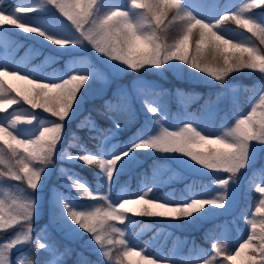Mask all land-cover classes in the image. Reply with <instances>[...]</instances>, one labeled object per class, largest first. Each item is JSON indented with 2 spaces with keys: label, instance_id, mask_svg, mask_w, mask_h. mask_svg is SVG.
I'll list each match as a JSON object with an SVG mask.
<instances>
[{
  "label": "snow or ice",
  "instance_id": "6c2138e0",
  "mask_svg": "<svg viewBox=\"0 0 264 264\" xmlns=\"http://www.w3.org/2000/svg\"><path fill=\"white\" fill-rule=\"evenodd\" d=\"M105 3L106 0H34L11 10L0 7V233L17 229L6 240H0V264H26L22 256L13 258V252L24 245L29 246L28 255L32 257L27 264H65L63 257L69 250L61 251L51 233L44 229L40 235H33L37 202L31 193L41 186L46 170L57 157L66 122L80 112L92 85L98 80L106 83L108 78L103 68L86 62H73L66 73L54 77L25 71L11 63V42L7 38L10 29L6 26L42 37L57 49L82 48L87 42L101 63L117 72L173 69L178 67L172 62H180L204 74L203 78L219 82L243 70L256 71L264 77V47L256 43L258 40L259 45H264V0H239L224 6L217 0H125L124 4L112 3L107 8ZM197 7L209 10L212 18H201L194 11ZM254 9L262 11L257 13ZM41 12H51L54 22L46 24L31 15L38 17ZM57 12L70 24L60 20ZM227 21H233L251 36H229L223 28ZM173 27L176 35L169 43V30ZM9 77L23 85L14 86ZM116 97L115 104L106 102V109L131 113L125 93L118 91ZM21 102L29 107L24 108ZM142 103L160 125L158 131L146 124L126 146L107 156L83 146L76 154L67 149L61 153V160L80 161L104 174V190L100 191L61 169L79 197L104 203L78 206L60 194L53 222L70 221L75 226L73 231L91 234L96 251L110 264H132L127 258L134 254L144 264H159V257L150 251L145 255V249L130 242L125 237L126 229L118 225L131 222L130 215L195 223L212 214L214 208L229 206V199L235 203L242 170L252 169L249 191L260 194L253 215L262 218L259 223L248 220L249 231L234 247L223 243L222 237L216 238L211 252L199 264H264V164L258 172L259 182L255 168L264 159V85L258 96L250 100L249 110L226 123L221 132L207 131L194 120L170 130L160 124L162 102L144 98ZM17 104H21L20 111L8 112ZM35 110L55 119L42 120ZM112 123V129L95 128L94 124L93 129L106 140L123 127L116 119ZM148 151L177 154L172 158L181 163L187 157L202 169L228 175L214 181V188L174 201L150 195L159 188L154 174L141 192L119 196L113 202L109 191L118 175L136 153ZM9 181L26 183L31 192L10 185Z\"/></svg>",
  "mask_w": 264,
  "mask_h": 264
},
{
  "label": "rangeland",
  "instance_id": "374dc122",
  "mask_svg": "<svg viewBox=\"0 0 264 264\" xmlns=\"http://www.w3.org/2000/svg\"><path fill=\"white\" fill-rule=\"evenodd\" d=\"M32 2H34V0H13V2L10 5H5V2L3 0V2L0 3V7L11 10L13 7L19 6L22 3H32ZM217 2L221 6H224L230 3L239 2V0H217ZM112 3L124 4L125 0H106L104 7L107 8L109 4ZM194 11L197 15L201 16V18H209V19L212 18L210 11L207 9L197 7L194 9ZM253 11L259 13L260 11H262V9H254ZM31 15L33 17L40 19L46 24H51L54 22L51 12H41L38 17L36 16L35 13ZM56 15L59 17L60 20H63L66 24H70V22L66 21V19L63 16H61L58 12L56 13ZM6 27L10 29L7 38L11 42L10 47L8 49L9 54L11 56V63L20 65L25 69V71L32 70L35 72V74L40 76L54 77L66 73L69 70V67L73 64V62H86V63L95 64L96 66L103 68L108 73L107 82L105 83L103 80H98L96 83H94L91 89L89 90V95L83 101L80 112L77 115H75L73 118H71L68 122H66L63 139L60 145H58L57 157L54 159L53 164L50 165L49 168L46 170L44 178L41 181V186L38 187L35 193H31V195L36 199L37 202V215L34 220L40 221L41 218H44L46 224H51L54 227V230L56 231L58 236H60L62 239H65L68 243L75 242V244L68 246L70 250V254H74L75 252L83 250L87 247H89L90 250L94 251L96 250L97 246L94 244V242H92L91 234L85 231H81L79 233L73 231L75 226L71 225L70 221L67 222V224H65L60 220H56L55 222H53L54 216H56L58 212V206H57L58 195L63 194L65 195L66 198H71V201L78 206H87V205H95L98 203L100 204L104 203L103 201L83 199L79 197L76 194L75 190L72 188L71 184L69 183L67 175L61 172L62 168L69 170L70 175L74 176L76 179L85 182L91 189L99 190L98 188L100 187L98 185L99 182H97L96 187L91 186L86 179H82L79 168L77 169L72 166V165H78V166L84 165L82 162L59 159V156L64 151V149H67L66 145H64L66 134L74 129L79 130L82 128L81 119L85 118L83 115L84 112L87 109L92 108V105L90 103L93 100L103 97H109L113 99L111 97L112 95H116L118 91H123V93H125L127 97L128 104L135 107L136 111L145 121V125L146 124L150 125L155 130L158 131L160 125H157L155 123V119L153 118V115L147 112L145 105L142 103V100L144 98H147L148 100L153 101L154 103H161V102L163 103V100H161L160 97H156V96L150 97L147 91L153 93H157V92L164 93L168 91L170 93L169 95L173 97H177L178 99H182V97H186L192 100L198 99L203 94L207 95L208 92L218 91V95L224 96L225 98L228 99L229 101L228 103H230L233 100L238 99V96L240 94L244 82L255 79H261L263 82H260V85H264V77H262V75L256 71L243 70L241 72H235L230 74L224 82H219V81H214L211 78H203L204 74L194 72V70L190 69L187 65L181 64L180 62H172L178 67L173 69H167L165 67V70L147 68L146 70L141 69L139 72H135L132 70L117 72L111 69L110 66L101 63V61L98 58V54L95 53V51L92 49L90 45L87 44V42L85 43V46L82 48H73L67 50L57 49V46L49 45L48 42L44 41L42 37H37L35 36V34L23 32L21 29L15 28L13 26H6ZM84 27L87 28L88 25L86 24L84 25ZM223 28L225 29V31L228 33L229 36H235L238 39H243L246 36H248L246 33H243L240 30L231 28L229 26H223ZM78 34L79 33H77V35ZM175 35L176 34L174 33L173 34L169 33V43L172 42V38ZM253 39L255 38L253 37ZM256 43L258 46L264 47V45H259L258 40H256ZM39 53H41V55L39 57H35ZM60 59L63 61V64L56 65L53 68L44 69L45 64ZM7 79L14 86L19 87L23 85V82L17 81L13 78L9 77ZM85 87H87V84L85 85ZM163 97L166 98L168 97V95L166 96L165 94H163ZM254 97L255 96L253 95L251 99ZM21 104H23V102H21ZM23 107L28 108V106L25 105H23ZM249 107H250V103H249ZM249 107L244 112H247L249 110ZM14 110L20 111L21 110L20 104L12 105L8 109V112H12ZM35 111L40 113V119L42 120L55 119L54 117H51L50 114L44 113L42 110H35ZM161 117L162 119L160 121V124H162L164 127H169L170 130H178V128L182 126L184 122H186V121L180 122L176 120L174 122L169 121L167 114L163 111V109L161 112ZM234 119L232 121H234ZM232 121H230V123ZM224 125L225 124H220L216 128H213V130L211 131L221 132L224 130L223 127ZM27 127H32V126H27ZM112 136L113 135L109 136L108 139L106 140L103 139V144L100 147L99 152L102 151L103 155L105 156L114 153L117 149H120V146L116 142L107 144V142L110 141ZM197 150L199 151L202 149L198 148ZM90 151L96 152L93 150ZM149 153L152 154L158 152L149 151ZM158 154H162L167 158V160L164 162L165 164H158V165L154 164L153 167H150L149 169L147 165L141 167L139 174V176L141 177L140 178L141 186L139 190L130 189V186L128 184L130 180L127 184H125L126 181L124 183L121 182L118 185L114 183L109 191L110 199L113 202H115L119 196L131 195L141 192L146 183L152 182L154 174H155L156 182L158 183L159 187H162L163 185L174 184L176 182L179 183L183 181V179L186 177H191L192 180L197 179L196 178L197 176L202 177L204 179L207 178L206 180H204L205 184L199 186L198 190H196L195 192L188 191L187 198H189L191 194L203 193L209 188H214L215 187L214 181L221 178H225L228 175L227 173H223V172H212L208 169H202L200 165H195V162L190 161L189 158L187 157H183L182 159L185 162L181 163L180 161L172 158L177 154H163V153H158ZM133 162L134 160H132L127 165L126 169L122 172L130 170L133 167L132 166ZM259 162L264 164V159L260 160ZM55 171L57 173L58 178H53V173ZM250 172H252V169H248L246 171L242 170V173L239 177V185H240L239 195L235 203H232L231 199H229V206L226 205L225 208H214L212 210L213 211L212 214H210L204 219L196 221L195 223H190L187 220H183V219L174 220V219H166V218L145 217L147 218L148 221L139 224L138 220L135 219V216L130 215L131 222L126 221L124 225H118V226L126 229L125 237L130 238V242H134L137 245H139L140 248L145 249L144 254L146 255L147 252H149L148 250L149 244H152V242L155 239H162V242L164 243L165 238L170 237V232L176 230L178 227L179 228L190 227V225L195 224L196 228L199 229L207 221L216 219L218 217H225V216H229L230 214H233V212L238 208L242 198L249 192L248 179L252 178V176H249ZM100 173L102 174L104 179L103 182L104 184L102 187L104 188L105 177L102 172ZM257 182H259V180ZM8 183L13 186L19 185L20 188L28 192H31V189L27 187L26 183H21L17 181H9ZM115 185L117 188H115ZM103 190L104 189L100 191ZM169 192L171 193L172 190L170 189ZM150 195H154L161 199H169V200L177 201L176 200L177 198L173 197L172 194H169L168 196L166 193L165 196L162 197L160 194L158 195L153 192ZM259 197L260 194L256 196L252 208V212H250L245 218L246 223L248 222L249 219H255L257 223H259V220L262 218L261 216L253 215V213H255V206L258 205ZM155 224H159L160 228L152 235L151 238L148 239L149 241L144 242V244L140 243L138 241L139 237L145 236L146 234L150 233L152 227ZM247 226L249 231L250 226L248 225V223ZM242 235L243 234L241 233L239 238L235 242V245L237 244L238 241H240ZM83 238L84 241L78 243L79 239H83ZM174 247L175 246H173L172 248L170 257H173V254L175 253ZM140 248H138L137 251H140ZM26 249L28 250L29 246ZM155 256L159 257L156 254ZM23 260L25 261L24 258ZM127 260H130L132 264H144V262L140 259V256H137L135 254L128 257ZM201 260L188 264H199ZM106 261L109 262L107 258ZM174 262L176 261H174L173 258L159 257V264H174Z\"/></svg>",
  "mask_w": 264,
  "mask_h": 264
},
{
  "label": "trees",
  "instance_id": "16d2710c",
  "mask_svg": "<svg viewBox=\"0 0 264 264\" xmlns=\"http://www.w3.org/2000/svg\"><path fill=\"white\" fill-rule=\"evenodd\" d=\"M4 2L5 5H10L13 0H4ZM223 26H229L251 36L250 33H247L246 30L240 28L233 21H227ZM169 31L171 34H176L174 27ZM40 55L41 53L35 57H39ZM59 64H63L61 59L45 64L44 69L53 68ZM260 82L263 81L261 79H255L244 82L238 99L233 100L230 103H228V99L224 96H219L218 91L208 92L207 95L203 94L196 100L186 97L178 99L177 97L169 95L170 93L167 91L163 94L166 96L168 95V97L165 98L161 96L160 99L163 100V111L167 114L169 121L174 122L176 120L182 122L194 120L207 131H211L220 124L230 123V121H232L238 114L244 112L249 107L251 97L253 95L258 96L261 86ZM147 92L150 97L155 96V93L150 91ZM111 97L113 99L103 97L93 100L90 103L92 108L87 109L83 114L85 118L81 119L82 128L79 130L74 129L66 134L64 145H66V148L70 153H78L81 146L88 150L99 152L100 147L102 146L101 144H103V138L98 136L97 132L93 129V124L95 128L108 130L114 128L112 120H118L123 127L115 131V135L111 137L107 144L116 142L120 148L126 146L133 137L138 134L139 130L146 126L145 121L132 105H130L131 113L117 111L115 109L109 111L106 109V102L113 101L114 104L116 103V95H112ZM23 105L28 106L27 104ZM88 117H90V120H86ZM133 160V167L128 171L120 173L115 184L118 185L125 181V184H127L130 180L128 183L130 189L139 190L141 186V177L139 176L140 168L147 165L149 169L150 167H153L154 164H165L164 162L167 158L158 153L150 154L148 151L136 154ZM261 165L262 163L258 162L255 166L257 170V181L260 178L258 172ZM72 166L77 169L79 168L82 179H86L91 186L96 187L97 182H99V190L103 189V176L95 166H86L85 164L81 166ZM252 173L253 170L250 172L249 176H252ZM53 178H58L56 171L53 173ZM196 178L197 179L192 180L191 177H186L184 178L185 180L183 179V181L179 183L176 182L170 185H163L162 187H159L158 190L154 191V193L158 195L160 194L162 197H164L166 193L168 196L169 194H172L173 197L177 198V201L186 199L188 197V191L195 192L198 190L199 186L205 184L204 180L207 179L198 176ZM116 185L115 188H117ZM170 189L172 190L171 193L169 192ZM258 194L259 193L254 190L251 192L249 191L242 198L238 208L233 214L207 221L199 229L196 228L195 224L190 225V227H178L176 230L170 232V237L165 238L164 243L162 242V239H155L152 244H149L148 250L161 258H173L176 262L192 263L208 256L216 238L222 237L223 243L229 247H234L240 234L242 233L245 235L248 232L245 218L250 212H252L254 201ZM135 219L138 220L139 224L148 221L147 218L143 216H135ZM33 228L34 236L40 235L44 229L51 233V238L55 240L61 251L64 249L69 250L68 246L75 244V242L68 243L65 239L58 236L54 227L51 224H46L44 218H41L40 221L34 220ZM159 228V224H155L150 233L145 236H140L138 241L142 244L149 241L148 239L151 238ZM16 230L17 229H11L7 232L0 233V240H6L8 237L12 236L13 232ZM83 241L84 238L79 239L78 243ZM173 246H175V253L173 254V257H170ZM26 248H28V245L15 250L13 252V258L16 256H22L27 264L32 257L28 255L30 249L27 250ZM63 260L65 261V264H110L106 261V258L103 257L102 253L96 250L92 251L89 247L75 252L74 254H70L69 250L68 254L63 257Z\"/></svg>",
  "mask_w": 264,
  "mask_h": 264
}]
</instances>
